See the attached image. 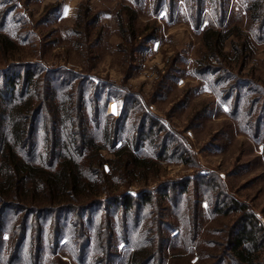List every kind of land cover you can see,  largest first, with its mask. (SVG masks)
<instances>
[{
  "label": "rangeland",
  "instance_id": "374dc122",
  "mask_svg": "<svg viewBox=\"0 0 264 264\" xmlns=\"http://www.w3.org/2000/svg\"><path fill=\"white\" fill-rule=\"evenodd\" d=\"M254 1L0 0L3 31L18 37L0 46V69L24 61L58 82L83 78L84 116L119 124L113 142L98 139L101 156L79 161L80 194L102 201L41 216L39 264H137L149 252L147 264H248L233 248L247 222L246 251L264 264V0L257 17ZM211 29L219 41L208 45ZM124 144L135 161L115 154ZM121 191L149 198L128 211L103 203ZM7 210L0 264H35L32 238L13 259L29 212Z\"/></svg>",
  "mask_w": 264,
  "mask_h": 264
},
{
  "label": "trees",
  "instance_id": "16d2710c",
  "mask_svg": "<svg viewBox=\"0 0 264 264\" xmlns=\"http://www.w3.org/2000/svg\"><path fill=\"white\" fill-rule=\"evenodd\" d=\"M260 6V2L255 0L252 6L254 17H257L256 11ZM4 24V19L1 18L0 46L5 50L14 46L18 37L4 32ZM213 30L205 33L208 45L219 41ZM19 63L22 65L0 69V129L1 125L3 129L0 134V237L8 226L10 213L7 208L15 205L26 209L29 213L23 216L19 225L16 224L21 233L17 245L12 249L13 259L19 261L25 251L27 254L28 247L24 248V243L32 238L36 241L35 264H39L43 254L39 245L46 233V228L40 227V217L65 210L77 211V214H80L79 209L84 208L86 203L102 201L101 194L86 199L80 194L82 182L87 185L80 162L85 155L87 159L101 156L98 139L113 142L112 132L116 129V133L119 124L111 131L106 123L101 127L97 109L96 115L89 120L84 116L86 95L83 78L77 84L64 80L58 82L46 74L41 77V68L35 63ZM56 97H59L60 102L54 104ZM58 111H62L61 117H57ZM42 114L50 119L51 126L43 123ZM263 117L264 113L259 117V127H262ZM59 126H65V130L61 131ZM90 128H93V133L89 131ZM87 132L90 135H87ZM125 145L116 148L115 154L127 157V163L130 160L135 161L136 157L127 150L128 145ZM104 161L103 158L99 159L98 164L101 165ZM147 195L138 193L133 196L121 191L119 195L103 200V203L115 200L128 211L135 205V197L145 200L149 198ZM32 214L35 220H32ZM247 223L236 233L233 248L239 261L254 264L255 256L248 253L246 250L250 249L245 247L246 242L252 243L254 239L252 228L249 222ZM55 228L58 232L57 224ZM12 234L13 232L11 237ZM0 256L2 259V255ZM149 256H152L150 252L145 255L140 253L135 256V263L147 264Z\"/></svg>",
  "mask_w": 264,
  "mask_h": 264
}]
</instances>
